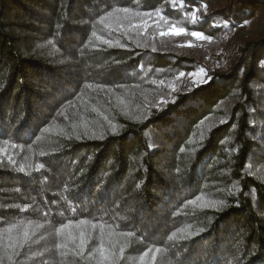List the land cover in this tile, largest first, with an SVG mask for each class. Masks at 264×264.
<instances>
[{
	"label": "trees",
	"instance_id": "obj_1",
	"mask_svg": "<svg viewBox=\"0 0 264 264\" xmlns=\"http://www.w3.org/2000/svg\"><path fill=\"white\" fill-rule=\"evenodd\" d=\"M262 62L264 0H0V264H264Z\"/></svg>",
	"mask_w": 264,
	"mask_h": 264
},
{
	"label": "rangeland",
	"instance_id": "obj_2",
	"mask_svg": "<svg viewBox=\"0 0 264 264\" xmlns=\"http://www.w3.org/2000/svg\"><path fill=\"white\" fill-rule=\"evenodd\" d=\"M219 61L223 62L222 57H219ZM202 78V74H198L196 79H201ZM138 264H156V258H154V256L152 255H147V257H145L142 260H138Z\"/></svg>",
	"mask_w": 264,
	"mask_h": 264
},
{
	"label": "snow or ice",
	"instance_id": "obj_3",
	"mask_svg": "<svg viewBox=\"0 0 264 264\" xmlns=\"http://www.w3.org/2000/svg\"><path fill=\"white\" fill-rule=\"evenodd\" d=\"M193 19H195V13H193ZM172 31H173V33H174L175 35H180L181 33L184 32V29H182V28H180V29H173ZM162 35H163V33H162ZM191 35H192L193 37L197 38V39H204V38H205L200 32H197V31H193V32L191 33ZM262 63H264V62H262ZM201 72H203V69H201ZM25 235H26V234H25Z\"/></svg>",
	"mask_w": 264,
	"mask_h": 264
}]
</instances>
